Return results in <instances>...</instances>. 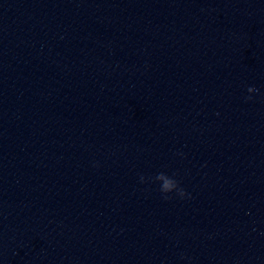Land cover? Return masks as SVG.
I'll use <instances>...</instances> for the list:
<instances>
[{
    "label": "water",
    "instance_id": "water-1",
    "mask_svg": "<svg viewBox=\"0 0 264 264\" xmlns=\"http://www.w3.org/2000/svg\"><path fill=\"white\" fill-rule=\"evenodd\" d=\"M0 264H264V0H0Z\"/></svg>",
    "mask_w": 264,
    "mask_h": 264
},
{
    "label": "clouds",
    "instance_id": "clouds-1",
    "mask_svg": "<svg viewBox=\"0 0 264 264\" xmlns=\"http://www.w3.org/2000/svg\"><path fill=\"white\" fill-rule=\"evenodd\" d=\"M247 91L249 93H253L258 91L254 86L248 87ZM246 100H252L253 97L251 95L247 96L245 98ZM180 155H183V153H180ZM175 173L173 175L169 176L165 172H159L153 177H145L144 175H140V182L141 183H146L149 180L153 182H160V192L164 195L165 199H169L170 197L167 195L168 193L173 192L174 190L178 193V195L183 198L185 195L190 196V193H186L185 189L180 187V183L177 179H175Z\"/></svg>",
    "mask_w": 264,
    "mask_h": 264
}]
</instances>
